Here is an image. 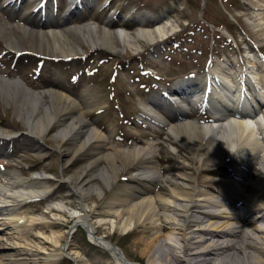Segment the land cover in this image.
<instances>
[{
	"label": "bare ground",
	"instance_id": "1",
	"mask_svg": "<svg viewBox=\"0 0 264 264\" xmlns=\"http://www.w3.org/2000/svg\"><path fill=\"white\" fill-rule=\"evenodd\" d=\"M260 17L264 19V15ZM142 21L144 23V20ZM50 23H56V26L49 24L44 30L36 32V35L30 33L29 38L33 41L31 46L40 50L36 52L55 57L77 55L75 42L80 43L78 35L93 47L113 52L116 38L124 44L138 48L140 39L154 45L163 41L170 33L168 21L157 23L150 28L142 26L135 33H127L125 30L112 31L106 25L99 29L83 25L75 30L64 25L63 28L57 27L59 22L55 20ZM8 45L18 49L12 40L8 41ZM220 74L222 81L224 78L228 82L231 81L225 68L220 70ZM249 75L250 77L248 72L242 74V79L245 78L249 86L252 85L250 88L246 87L247 91L241 88L242 80L239 81V78L230 84L218 83L215 80L212 92L205 94L208 95L207 101L212 110L213 118L210 122L198 124L197 120L183 118L171 124L169 132L183 144L187 158L199 163L201 176L195 177L183 171L182 163L177 169V182L171 185L169 191H157L155 194L152 193L155 191L152 186L142 183L143 180L154 182L160 175L153 156L156 151L155 144L148 141L146 145H134L131 148L114 147L113 151L101 154V147L105 144L107 135L88 123L83 115L95 100L92 93L84 91L78 99H72L59 89V84L58 89L33 91L19 81L0 78V91L6 93L2 96L0 94V98L8 104L13 102V99L19 100L15 103L18 117L30 127L29 133L38 139L45 137L53 124L57 125L52 138L61 142L57 143V146L64 154L70 155L64 164L75 156H93L77 174V178L85 170L96 167L92 177L101 178L107 187H111L112 182L117 179L120 167L137 166L131 178L139 181V186L122 185L112 190L102 202L101 213L115 216L116 219H110L111 226L122 232L129 230L136 222H148L155 228V238L146 243L144 248L150 256L145 264H264V180H256L251 172L245 173L244 170L255 162L264 177V79L253 72H249ZM204 78L199 81L203 82V91L206 90L209 80ZM250 78H255L256 82L259 80V84L253 80L251 82ZM185 85L183 81L177 89L181 90ZM232 88H235L234 93ZM198 90L197 87L196 94L203 95L197 93ZM247 92H251V96H245ZM230 98L236 104L235 107ZM158 102L155 100V103ZM260 104L263 106L262 110H257ZM145 109L159 121L160 116L155 114L153 107L145 105ZM75 112L78 114L73 116ZM68 117L70 120H66ZM161 119L165 120L162 117ZM1 135H6L3 129H0ZM72 138L75 139V145L64 147L63 143ZM100 158L105 159L107 165L98 166ZM182 161L186 159L182 157ZM236 161L242 163L244 169L236 167ZM228 164L234 168V175L240 180H219L224 187L222 191L210 188L211 184L202 173L216 174ZM247 175L253 181L245 183L242 179ZM9 176L13 189L9 194L0 193V198H18L19 201H24L48 193V187L41 176L27 180L16 173H10ZM73 178H66L71 184L69 191L75 195L78 205L72 209V214H77L72 227H84L89 239L107 250L117 264H130L119 258L105 234L95 237L90 217L96 212V205L90 204L89 200L94 192L102 196L103 188L97 185L87 188L76 186L72 184ZM55 204L58 209L67 208L62 202ZM105 221L100 219L98 223ZM24 222L25 226H40L43 229L56 225L45 223L42 217L18 214L7 207L0 208V235L8 233L7 237L13 239L12 243L3 245L5 237H0V248L11 249L15 255L22 256L26 259L25 264H52L63 255L69 246L65 244V250L61 247L60 236L63 233L54 237L42 232L33 234L32 227L22 226ZM160 222L169 228L163 239H160L157 232V229L160 230ZM23 229L26 233L23 236L18 235ZM29 237L38 242L42 239L43 245L36 247L27 243L26 240L31 241ZM48 245L52 246V249H48ZM72 256L75 264H83L79 250L76 249ZM13 261L9 257L0 256V264H10Z\"/></svg>",
	"mask_w": 264,
	"mask_h": 264
},
{
	"label": "rangeland",
	"instance_id": "2",
	"mask_svg": "<svg viewBox=\"0 0 264 264\" xmlns=\"http://www.w3.org/2000/svg\"><path fill=\"white\" fill-rule=\"evenodd\" d=\"M128 1L129 3H128L127 13H126L127 16L124 17L123 19L130 16V18L128 17L127 20L129 21V25L131 26L137 24V19L140 18L142 14H144L146 18L151 19L154 17L161 16L163 13L166 15V17L172 18V20L175 21L176 24L179 25V27L181 26V23L183 24L186 23V22H181L183 19H186L187 22L188 21L192 22L195 20L196 24L194 23L195 25H192V28L195 30V34H191V36H189L187 34H184V31H183L178 36L179 43H181V45L179 44V46H180V49L186 52L192 53V52H196V50L198 49L200 52L196 56H194V60L192 56H188L187 57L188 59L186 62L187 65H185V63L183 62H180L177 58L179 59H182V58H180L179 55L176 54V56L172 58V61H174L175 63H180L181 67H178L180 69H184L185 66L189 68L190 65H193V66H196L197 68H201L200 70L203 71V67L207 66L206 61L207 59H209L208 50H209L210 45L211 46L213 45L214 53L211 55L213 57L215 54H219V55L229 54L231 53V50H234L236 54L240 56L239 52L236 51L235 49H232V48L229 49V46H228L229 43H227L224 40L223 35L221 34L216 33V37L214 39V42L212 43L211 38H210L211 32L208 30V28H211V26L209 27L203 19L199 18L201 15L200 13L201 3L203 0H187L189 2H183V0H141L149 5V7H146V8L136 4L135 2L138 0H128ZM117 2L122 3L123 1L116 0L112 4L110 8V12L107 10L96 12L94 11L93 7L88 8V14L86 16L82 17V19H79L78 21H73V22L68 23V26H71L73 28H78L82 23H86V22L102 25L105 20L113 17V14H114L113 10L116 7ZM246 4L247 2L246 3L243 2L242 5L240 4L238 10L237 9L231 10L233 12L232 14H230V16H228V19L226 20H224V18L222 19L219 18L221 17V15L219 14L221 12L218 9H208L206 10V13H207V16L208 17L210 16L213 21L221 22L222 20H224L222 24H224L228 28L232 24L231 19L236 17L242 25V28H241L242 31L235 30L236 34L239 35L240 38L244 39L242 46L253 45L255 47L256 45L262 43L261 42L262 40L258 42L255 41L254 36H253V29H256L253 27V25L256 24V22L253 23L252 21L254 19L253 15L255 14L256 11L254 12L253 9H251V7L249 6V4L245 6ZM240 8H243V9H240ZM136 14H138V17L135 18L134 15ZM115 15L116 13L114 14V17ZM148 24H151V23H148ZM14 25L15 23H8L5 20H1L0 21V37L2 39H6L9 37L11 39L17 40L18 42L21 41L22 43L21 48H25L26 50H29L30 46L28 44L30 43V41H28V36H26L25 33H22V31L20 32L18 28H16ZM133 28L137 29V27L136 28L133 27ZM176 29L177 27H175V30ZM36 30H39V29H36ZM240 31L243 33L242 35ZM223 41L227 43L228 45H225L224 48H219L220 44L221 45L224 44ZM171 43H172L171 40H168V41L165 40L164 43H162L161 46L158 49H156V48H152V46H146L145 43L141 41L142 47L149 48L148 54L156 56V59L151 58L150 56L149 58H147L148 61H151V63L154 66H156L157 71L161 73V75L163 76L166 75V77H167V74L169 73H168V68L165 67V65L169 62V58L167 59L164 49L170 46ZM76 44L81 45V47L84 48V49L79 50V53H82V54L83 53L86 54L85 52L89 48H91L90 44L86 41H83L82 39L79 44L78 43ZM115 44H116L115 46L116 51L113 53L112 57L119 58L120 55L126 57L130 55L131 52H134L135 50H137V49L131 48L121 43L117 39H115ZM263 44L264 43H262L261 45ZM34 49L36 50V48ZM2 50L3 48L1 47V44H0V52ZM4 51L7 52L6 50ZM180 52H183V51H180ZM99 54H100L99 52L98 53L95 52L92 55L90 59L91 65L93 61H96L99 59L98 58ZM141 57H145V55H142ZM17 60L19 62L15 64L13 68L11 67V64L8 65V70L12 73H15L16 75L17 74L24 75L22 77L26 81H28L29 80L28 77L31 75L30 74L31 69L27 67L29 65V61L26 62V59H21V60L17 59ZM138 60H141V59H138ZM131 62L132 61H130L126 65L124 64L122 67L123 69L122 72L124 74H121L120 76L122 80H120L119 82V85H118L119 87H123L125 84H129L132 87L131 82L134 80L132 78L131 69L136 68V66L135 65L132 66ZM214 63H216V60L214 61ZM45 66H47L48 68V65L46 63H45ZM79 66H81L80 60H76L73 62L74 68H78ZM97 67H98L97 64L93 65V68H97ZM98 71H99V68L97 71H94L93 73H91L90 76H88V79L84 80V86L85 85H91V86L95 85L94 87L97 91V94L99 95V98H101V104L99 105V107H103L104 105H107L111 109V114L113 116L112 117L113 121L111 120L112 123L105 122V123H101L102 125L99 124V126L106 132L109 128H114L115 126L118 132L123 131L124 133L123 138H125L124 141L109 138L107 140L108 144L104 147V149L111 150L110 143H113L119 147H127V146L132 147L136 143L145 144L148 140L154 141L156 144V150H158V152L155 153L156 163L159 162L160 164L159 167L161 166L162 168L161 169L162 176L160 177L159 182L156 183V186L157 188H160L162 193L163 191L165 192L168 191L171 188V184L176 182V179H177L176 170L177 168H179V165L183 163L181 157H184L186 154H185L184 148L180 146L179 143L175 142L174 138H172L171 136L167 134L168 129H169V126L167 124H166L167 126L164 128L162 127V125L156 122L155 123H153V121L150 122L148 117L145 116V113L143 112V110H141L142 104L147 103L149 101L152 93L143 95L142 91L138 90V86H137V88L132 87V90L130 88L129 90L131 92H128V90H125L127 92H123V94L114 88L113 94L112 93L110 94L109 93L110 90H108L107 87L112 84H108L107 80L99 81L96 78ZM261 75H264V74H261ZM65 82L67 84H70L67 81V79H65ZM73 88H74V92H76L77 89L74 86ZM6 108L8 107L1 105V101H0V118H3V120L5 119L8 121L9 127L4 126L6 128V131L14 135V137L18 138L19 140L23 136L22 135L15 136L14 133L18 130L27 129V128L23 125L22 121L18 122V119L16 118V115H15L14 107L11 106V108H8V109ZM124 109L128 110L130 114L128 115ZM194 111L195 112H192V108L190 109L191 114L199 113L197 109H195ZM121 112H123L124 114V117H122V119L119 118L120 116L119 113ZM133 113L135 114V117ZM201 116H204V115H201ZM86 117L89 118V120L92 122L95 120L98 121V118H97V115H95V112L86 113ZM152 123L156 125L154 126L152 125ZM110 124L112 125V127H110ZM53 130H54V127L52 128V131ZM115 132L116 131H114L112 134H114ZM51 135L52 134L50 132V134H48L44 138V140H42L43 142H45V144H43V142H40V145L42 147L40 146L39 148H35V147L29 148L27 146L24 147L23 145L19 143V147L16 146V149L14 150V152L11 153L12 154L11 158H9L7 155L8 150L2 149L0 151V160L1 161L11 160V163H8L7 165H5V169L9 171L10 170L17 171L21 175V177L25 179L31 178L35 174H41L42 172L45 173L47 176L48 174L51 175L52 177L47 179L48 181L47 184L51 188V193L49 196H47V199L45 200L46 203L48 201L56 202V201L61 200L67 203L68 206H72V207L76 206L77 200L68 191L69 189L68 187L70 186V183L64 180L68 176H75L72 182L73 185H76V186L80 185L83 187H87L91 183L97 184L99 186H102L104 188V192L108 194L109 190L105 188L104 185L97 178L95 180L86 181V179L89 178L96 170L95 167L87 169L85 173H83V175H85L83 179L77 178V173L80 171L81 167L87 164L91 158L85 157V156L83 157L78 156L68 166L66 165L64 166L62 163L64 160L68 158V155L63 154L57 148L58 141L51 138ZM46 143L50 144L52 148L47 147ZM74 145L75 143L73 139L68 140L64 144V146H68V147H71ZM175 147H178L177 153L175 152ZM29 151L32 152V154L26 153ZM14 160L16 161V164L13 162ZM186 161L187 162L183 163L184 164L183 166H185L183 170H186V172L191 173L192 175L198 176L199 175L198 172L201 169V167L199 166V163L196 160H193L192 158H187V157H186ZM103 164L107 165L106 161L101 158L100 165H103ZM133 169H135V167L130 168V166H127L126 169L121 168L118 173V178L124 175H126V177H130ZM250 169L253 170L256 174L261 173L260 170H258V168L254 170L255 168L253 166L252 168L250 167ZM223 170L231 172L232 168L230 166H226L223 168ZM202 176H204L205 179H208L207 180L208 183L210 182L211 184L216 183L215 185L218 190H220L219 188L224 189V187L220 183H218V181L215 182L216 181L215 179H220L221 177L219 176L213 177L211 175H204L203 173H202ZM117 181L118 183H124V184L126 183L137 184V183H134L133 181L131 183L130 182L131 179L127 181H121L118 179ZM2 185L4 186L3 183H1V186ZM209 187L212 189L214 188L212 186H209ZM90 197H91V200L95 201L97 205L99 206L97 207L96 212L93 215H91L92 223L98 227V232L100 235L105 234L107 235L108 238H111L114 241H118V239L124 234L122 233L120 229L113 228L111 224H109L108 222L100 224V225L98 224V221H100L101 217L104 216L101 213L102 208H100V206L102 205L103 199L99 197L97 193H92ZM8 200H11V201H8V203H14L13 199H8ZM89 203H91L90 200H89ZM49 204L51 203L48 202L46 205L49 206ZM46 205L44 204L43 201H41L40 203L37 202V203L26 205L22 209H18V210L25 211L26 213L35 214V215L43 214L45 221L47 222L64 223L63 225H56L54 227H49L47 230V234L51 233L53 234V237L58 233H63V235L60 236V241H61V244H64L65 241L67 240V236L65 235V230L70 225L69 221L71 217H68L66 212L60 216L56 213L55 214L52 213L50 215L45 214L44 211L47 210ZM15 207H16L15 204H13V206H11L10 208H15ZM64 215L65 217H63ZM106 219H111V218L107 217ZM161 224L160 226L162 229H160L159 231L160 233L158 232L160 239L164 238L165 234H167L168 232V228L165 227L166 225L163 222H161ZM31 231L33 234H36L38 231L42 232V229L35 228V229H32ZM130 232H131L130 240H128L124 244L123 249L126 255L128 256V258H130V260L140 262V263H145L150 256H149V252L147 250H144V248L147 246L146 243L150 242L151 239L155 238V235H156L155 228L151 227L149 223H139V224L136 223L135 228L133 230H130ZM1 236L5 237L3 240V245L12 243L13 239L7 237L6 234H1ZM29 239L32 242L27 241V240L26 242L30 243L31 245H36V247L42 245L43 240H40L39 242L37 241V243H35V240H33L32 237H29ZM70 244L71 245L68 248L69 250L68 252H72L71 249L77 248L80 252H82L84 256L83 264H114V261L111 260V256H109L108 253H106L103 250L100 251L98 249L92 248L87 244V242L84 240L83 233L80 228H77L75 233H73L72 238L70 240ZM50 247L51 246H49L48 249H50ZM151 254H152V251H151ZM0 255L4 256L5 258L9 257L13 259L14 261L11 262L10 264H25V261H26L25 258H23L22 256L15 255V252L8 248H1ZM53 264H71V263L67 259H65V257H63L57 260Z\"/></svg>",
	"mask_w": 264,
	"mask_h": 264
}]
</instances>
